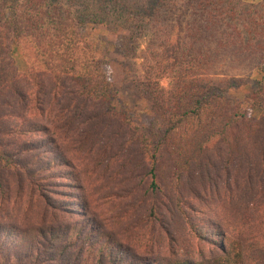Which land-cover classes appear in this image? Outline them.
Returning <instances> with one entry per match:
<instances>
[{
  "label": "trees",
  "instance_id": "trees-1",
  "mask_svg": "<svg viewBox=\"0 0 264 264\" xmlns=\"http://www.w3.org/2000/svg\"><path fill=\"white\" fill-rule=\"evenodd\" d=\"M262 5L245 0H0V264H264V154L255 165L258 175L248 162L256 114L264 116ZM174 10L188 15L177 54L168 46V15ZM99 25L109 32L127 31L119 49L141 59L136 73L124 68V83L136 101L147 102L151 117L125 133L140 165H148V196L159 193L165 172L189 175L206 161L211 144L227 150L231 162L233 154L247 160L242 190L223 204L207 202L215 220L197 214L194 221H200L193 222L195 234L219 249L209 257L195 260L182 244L185 237L178 240L185 251L171 256L134 251L106 227L90 203L82 171L60 146L64 126H78L77 151L91 152L99 144L97 166L113 143L110 135L105 140L107 132L103 135L108 117L120 128L131 124L132 115L96 57L109 42L86 32ZM143 37L147 41L140 50ZM18 45L26 71L12 57ZM221 55L231 57L227 65L234 69L236 61L253 59L260 78L244 83L234 76L211 77ZM166 75L168 91L160 86ZM244 84V97L232 96L230 91ZM8 176L40 206L41 213L23 226L2 213L1 200L11 188ZM169 198L174 206H187L178 191ZM148 199L139 200L141 221H162L154 200L146 206Z\"/></svg>",
  "mask_w": 264,
  "mask_h": 264
},
{
  "label": "rangeland",
  "instance_id": "rangeland-1",
  "mask_svg": "<svg viewBox=\"0 0 264 264\" xmlns=\"http://www.w3.org/2000/svg\"><path fill=\"white\" fill-rule=\"evenodd\" d=\"M245 1L249 4L261 2L264 7V0ZM168 17V46L172 47L175 54H177L178 45L183 35V20H186L188 15L185 17L182 13L179 14L178 10H174L169 13ZM86 32L91 36L103 35L109 42L104 50H99L96 53V57L104 62L109 80L119 91V100L126 108L127 113L132 115L130 117L131 124L124 125L122 128L119 127L118 120L108 117V124L103 135L105 137L107 132L105 140L110 135L113 138V143L112 146L110 145L109 152H105L103 161L97 166L93 164V159L99 151V144H95L91 152L86 150L83 154L79 153L77 144L79 143L78 136L81 134V129L76 125H70L68 127L64 126L62 130V137L59 141L60 146L69 152L68 154L73 158L78 170L82 171L85 178L84 184L88 188L90 203L100 213L106 227L141 255L171 256L173 251L184 252L185 249L181 243V247L178 245V240L183 237H185V240L182 244L185 248L190 249L195 260L217 253L219 249L216 244L195 234L193 222L200 221V219L194 221L198 218L197 214L214 219V210L206 208L207 202H212V206L215 202L223 204L232 193L242 190L243 183H241L240 178L243 175L247 160L240 159L239 155L233 154L235 161L231 162L227 150H221L219 147L222 146L214 147L211 144L207 147L206 161L199 164V166H193L189 175L183 174L175 177L172 172H165L158 181L159 193L148 196L146 193V178L148 177L146 176V170L148 165L143 167L140 165L134 144L126 140L125 133L131 125L145 124L151 117L147 102L136 101L135 96L124 83V68L129 67L132 73H136L137 69H140L141 59L137 56L129 58L130 56L127 57L120 51V37L127 35L125 30L120 29L117 32H109L105 26L99 25L97 27L88 26ZM146 41V37L140 40L138 46L140 50L144 48ZM20 48H22L21 45L15 47L12 57L17 67L21 71H26L25 60ZM229 59L231 57L225 58L221 55L215 63V69L210 71V76L214 78L234 76L244 83H254L260 78V75L252 69L253 64L256 63L253 59L247 58L243 61H236L237 63L233 64L238 67L236 69L228 68ZM170 82L171 78L167 75L162 77L160 86L164 91L170 89ZM247 90L248 85L244 84L238 89H232L230 93L232 96L242 99ZM97 109H100V107ZM256 115L258 124L252 136L251 156L248 157V162L253 168V175H258L255 165L258 164L261 154H264V116H259V113ZM90 122L84 124L87 126ZM99 140L102 141L101 138ZM124 141L126 142L122 145ZM89 144L92 143L89 141ZM86 152H90V154L88 155ZM8 178L11 182L10 194H8L6 200H1L4 203L2 213H6L8 216L14 215L18 220L17 222L23 226L25 222L34 220L41 213L40 206H37L35 201L31 200L27 188L20 191L16 188L13 177L8 176ZM240 183L242 186H240ZM55 188L69 190L68 187L64 186H56ZM176 191L187 202V206L181 203V205L176 203L177 205L174 206L170 201V194ZM142 195L144 198H142ZM146 197L152 199V201L151 199L147 200L146 206L150 208L154 200L156 210H160L163 214L162 221L153 220L149 221L148 224L141 221L144 208L140 206L139 200L147 199ZM180 209H183L185 214H181ZM148 211L146 214H148ZM187 217H190L187 228L181 230ZM225 226L227 225L223 227ZM167 228L171 230L170 236L167 233Z\"/></svg>",
  "mask_w": 264,
  "mask_h": 264
}]
</instances>
